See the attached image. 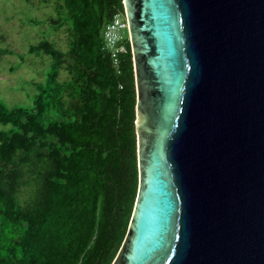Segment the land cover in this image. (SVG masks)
I'll list each match as a JSON object with an SVG mask.
<instances>
[{
    "label": "water",
    "instance_id": "1",
    "mask_svg": "<svg viewBox=\"0 0 264 264\" xmlns=\"http://www.w3.org/2000/svg\"><path fill=\"white\" fill-rule=\"evenodd\" d=\"M138 194L112 264H264V0H124Z\"/></svg>",
    "mask_w": 264,
    "mask_h": 264
},
{
    "label": "trees",
    "instance_id": "2",
    "mask_svg": "<svg viewBox=\"0 0 264 264\" xmlns=\"http://www.w3.org/2000/svg\"><path fill=\"white\" fill-rule=\"evenodd\" d=\"M58 1L67 48L30 44L50 59L31 102L0 99V264H112L138 194L132 46L116 66L103 37L124 0Z\"/></svg>",
    "mask_w": 264,
    "mask_h": 264
},
{
    "label": "rangeland",
    "instance_id": "3",
    "mask_svg": "<svg viewBox=\"0 0 264 264\" xmlns=\"http://www.w3.org/2000/svg\"><path fill=\"white\" fill-rule=\"evenodd\" d=\"M58 3V0H0V46L13 51L0 55V99L9 106L31 102L34 88L30 83L43 80L50 63L46 55L29 54L28 46L47 37L60 49L67 48V23L56 29L53 21L58 18ZM20 54L24 55L22 62ZM16 64L15 70L10 69Z\"/></svg>",
    "mask_w": 264,
    "mask_h": 264
},
{
    "label": "built area",
    "instance_id": "4",
    "mask_svg": "<svg viewBox=\"0 0 264 264\" xmlns=\"http://www.w3.org/2000/svg\"><path fill=\"white\" fill-rule=\"evenodd\" d=\"M124 30L128 33L125 35ZM104 48L107 49L113 59V63L118 66L120 55L126 52L125 42L130 39L129 23L125 14L116 13L105 24L104 31Z\"/></svg>",
    "mask_w": 264,
    "mask_h": 264
}]
</instances>
